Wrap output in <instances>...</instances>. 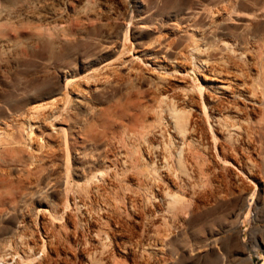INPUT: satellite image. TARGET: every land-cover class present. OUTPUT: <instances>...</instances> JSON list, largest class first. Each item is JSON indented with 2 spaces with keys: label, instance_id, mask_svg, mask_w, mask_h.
Wrapping results in <instances>:
<instances>
[{
  "label": "bare ground",
  "instance_id": "1",
  "mask_svg": "<svg viewBox=\"0 0 264 264\" xmlns=\"http://www.w3.org/2000/svg\"><path fill=\"white\" fill-rule=\"evenodd\" d=\"M126 2L127 4L129 2L131 4L129 6L134 8L137 13L138 24L141 28L148 29L151 21L148 19V15H150L152 5H148L144 0H0V66H9L12 61L31 54L35 43L46 53L38 73L46 76L51 71H63L62 68L56 66V60L62 52L67 50L65 43L78 38L85 28L84 26L93 24L95 19L107 24L114 16L112 15L113 11L117 10L116 13H118V10L124 9ZM212 22L211 20L210 23H207V27H210ZM124 39L127 40V38ZM158 40L150 42L149 50L141 51L145 58L144 62L142 61V66L140 65L141 67L138 69L135 68V71L130 69L126 73L128 79L136 78L147 81V88L138 91L134 96L132 95V90H135L134 85L125 87L123 93L127 95L126 106L133 111L132 121L137 125L126 130L124 134L128 139L135 137L139 141L146 158H155L154 164L157 163L155 171L169 181V186H161L150 173H141L136 175L138 190L128 189L120 177L125 175L130 182V179L133 178H131V171L135 168L137 159H133L124 151L119 154V160L115 161L119 170L105 174L102 169H108L109 172L114 166L107 156L109 152L106 155L94 148L89 151L86 147L77 148L80 147L78 143L88 144L91 147L102 141L101 139H115L117 127L116 119L105 117L106 110H97L96 105L93 104L96 94L103 91L110 83L106 72L115 61L113 59L115 47L102 45L91 54H77L74 61L64 69V84H62L59 74L55 81H44L23 90L20 99L26 104H22L18 113L25 119L26 127L29 129L26 135L31 145L33 144L31 140L34 137L37 140L41 139V137H33L34 131L39 128L44 131L49 130L51 135L60 134L62 136L65 133V142L74 153V174L82 180L71 194L70 201L68 198L65 201L67 204L69 202L74 211L80 213L83 218L81 222L84 221V223L74 221L71 214L68 215L69 212L66 217L67 225L58 227V224V229L55 230L48 228L47 224L50 221L48 223L46 222L48 220L45 221L46 215H42L44 218L41 219V222L36 221L39 227L34 225L35 221L32 220L36 231L39 230V234L45 240H42L41 244L36 241L31 245L32 241L29 243L23 234L17 233L15 238L17 242L21 243V249H19L21 251L15 255L17 256L15 258L13 256L15 253H11L13 249L7 248L3 257H8L4 261L3 257L2 260L0 259L4 264L5 262L7 264H31L29 259L42 258H44V262H47L46 264H57L58 260L66 261L65 258L69 252L74 254L72 240L82 242L84 246L80 254L82 264H111L113 256L110 246L112 243L118 246L121 255L131 259V264H159L160 259L166 255L167 248L162 236L178 229L185 215L189 213V208L197 206L196 201L189 202L188 198H186L188 204H181L177 198L182 196H178L177 192L184 191L194 197L202 196L198 187L202 184V177L206 171L200 162L191 161V166L188 165L191 160V150L195 145L198 147L197 139L203 134L201 115H206L209 131H212L211 126H214L225 140L231 141L230 138L232 140L234 138L236 142L237 138H242L252 132L248 123L250 114L257 115L258 112H261L264 115V101L261 99L260 88L252 78L257 75L258 71L251 63L254 58L251 57V54L248 55L247 48L236 49L237 42L235 43L234 38L222 41L223 49L226 51L222 57L217 53L210 52L208 44L195 45L187 49L185 56H172L168 53V45L165 42H160L161 39ZM247 56L249 67L242 64L243 58ZM117 70L114 72L118 73ZM189 70L201 74L207 90L196 89L187 84L186 80H179L176 77L178 74L175 76V73H185L186 75ZM252 71H255V74ZM123 76L119 75L117 79L124 80L126 76ZM177 80L179 83H183L185 93H178L176 88L174 89L175 86H178L177 84L174 86ZM70 94L75 96L74 105L70 110L63 111L62 103L69 100ZM27 105L29 106L27 107ZM112 110L111 117L115 118L117 114L115 111L118 109L113 107ZM64 113L71 117L69 129L72 134L70 136L66 134L67 129L62 126L59 128V124L57 125L58 116ZM160 117L168 120L169 128L163 129L157 126L152 129V126L145 123L148 118L157 120ZM169 139L173 140L176 147L175 161H171V156H168L169 148L166 146ZM243 139L245 140L244 137ZM118 141L115 140V142ZM42 142V144L47 143ZM39 143L41 144V142ZM56 144L57 147L58 144ZM108 144V141L104 144L106 149H110L107 147ZM28 148H30L29 151H33L32 147ZM60 148L59 145L58 150ZM43 149L40 148L42 151ZM58 150L53 152L50 150L51 153L48 149V154L51 153L48 157L55 159ZM18 151L12 150L13 153ZM42 151L41 153H43ZM30 154L32 157L35 155L33 152ZM0 160L6 163L5 159L0 158ZM11 161L21 162L16 158H12ZM29 168L31 167L29 166ZM2 171L5 172V170ZM10 182L17 185L19 190L24 187L25 181L13 180ZM143 188L148 189L154 195L156 202H160L158 209L149 211L147 203L142 205L140 191ZM60 202L63 204V201ZM130 211L133 214L139 211L142 213L140 216L142 215L144 219L137 221L138 228H132L128 222L127 217ZM60 212L55 211V213ZM105 215L115 224L118 228L117 231L110 229L106 233L103 226ZM56 222L52 224L54 225ZM157 222L159 225L156 224ZM82 224L89 226L88 229L86 228L91 234L89 243L83 241L85 236ZM103 234L106 239H102ZM212 241L215 242V240ZM47 247L49 252L44 255L43 252ZM9 248H12L11 245ZM65 264H68V261Z\"/></svg>",
  "mask_w": 264,
  "mask_h": 264
},
{
  "label": "rangeland",
  "instance_id": "2",
  "mask_svg": "<svg viewBox=\"0 0 264 264\" xmlns=\"http://www.w3.org/2000/svg\"><path fill=\"white\" fill-rule=\"evenodd\" d=\"M144 1L148 5H152V10L148 15V19L151 20L148 29L141 28L138 24L137 13L134 8L130 7L131 4L126 2L125 10H118V13H116L117 10H114L112 14L114 16L107 24L95 19L93 24L84 26L85 28L78 38H74L72 42H64L67 45V50L62 52L56 60V66L63 70L61 72L51 71L46 76L38 73L46 53L35 43L31 54L12 61L9 66H0V158L6 160V163L0 160L1 260L7 252V248L13 249L12 252L10 251L15 253L13 256L20 253L21 243L19 241L18 243L15 238L17 233L23 234L29 243L32 241L31 245L36 241L41 244L42 240H45L39 234V230L36 231V226H33L34 221V225L38 226V222H41L45 215V221L48 220L47 223L50 221L47 226L52 230L67 225L68 212V215L71 214L72 219L78 223L83 219L80 213L74 211L69 202L67 204L65 201L67 198L70 201L71 194L76 190L77 185L82 182L74 174V153L65 142V133L62 136L60 134L51 135L49 130L44 131L39 128L34 131L35 135L33 137H41V139H38V141L35 137L31 138L33 143L31 145L26 135L29 129L26 127L25 119L18 113L22 104H26L20 99L21 92L44 81H55L58 79L59 74L60 79L62 78V84H64V69L74 61L77 54H91L102 45L115 47L113 55L115 64L113 63L106 72L110 78V83L103 91L96 94L93 104L96 105L97 110H106L105 117L117 120L116 138L101 139L102 141L91 147L88 144L78 143L80 147L77 148L86 147L88 151L94 148L98 149L99 152L106 153V155L109 152L107 156L114 166L109 172L108 169H102L105 174L119 170L115 164L119 160V154L124 153V151L133 159H137L138 162L131 171V178L134 179L132 178L128 182V177L125 175L120 177L126 188L134 189V191L138 190L136 188V178L141 173L152 174L161 186L166 187L170 184L166 178L155 171L157 167V163L154 164L155 158H146L139 141L135 137L128 139L124 134L126 130L137 125L132 121L133 111L126 106L127 95L123 93L125 87L131 84L134 85L135 90H132L134 96L138 91L147 88V81L136 78L128 79L126 73L130 69L135 71V68L138 69L142 66L145 58H143L144 54L141 51L149 50L148 45L150 42H157L158 39H161L160 42H165L168 45V53L178 57L185 56V51L195 45L208 44L210 52L217 53L218 56L222 57L226 54L222 41L233 40L234 38L235 43H238H236L235 48H247L248 55L251 54V57L255 59H252L251 63L258 71L256 77L252 78L260 88L261 99L264 101V0ZM211 20L213 21L212 25L207 27V23H210ZM124 38H127V40ZM249 46H252L253 49ZM243 59L242 64L249 67L248 56ZM135 65L136 67H134ZM123 67L126 68L123 69ZM116 70L118 73L114 72ZM252 72L255 74V71ZM176 74L178 75L176 76ZM119 75L126 77L124 80L119 81L117 79ZM175 76L179 80H186L187 84L196 89L207 90L203 77L196 71L189 70L186 75L185 73H175ZM179 80L175 82L174 86L176 84L178 86H175L174 89L176 88L178 93H185L184 85L179 83ZM68 98V101L62 103L63 111L70 110L74 105L75 96L70 94ZM113 107L118 109V111H115L117 113L115 118L111 117ZM205 117V114L201 115V127L203 134H205L197 139L196 144H198V147L195 145L196 148L195 146L192 148L191 160L188 163L191 166L190 163L192 162H200L206 171L202 177V184L198 187L202 196L194 197L184 191L177 192L178 196L183 197H181L182 200L180 197L177 198L181 201V204H188L191 200H194L197 206L189 208V213L185 215L178 229L162 236L167 248L166 255L163 259H160L159 264H264V115L261 112H258L257 115L250 114L248 123L252 132L243 136L245 140L243 137L237 138V142L234 138V142H231L233 141L231 138V141L225 140L214 126H211L212 131H209L208 120ZM70 120V115L65 113L58 116L57 125L59 124V128L62 126L67 129L66 134L68 136L72 134L69 129ZM145 123L152 126V129L157 126L165 129L170 126L168 120L164 117L157 120L148 118ZM115 140L119 141L115 142ZM42 141L47 143L42 144ZM107 141L109 142L107 147L110 149L105 148L104 144ZM113 143L118 144V146ZM199 143H201V146ZM59 145L60 150H58ZM28 147H32L33 151H29L30 148ZM34 147L36 148L34 149ZM45 147L47 152H45ZM167 147L170 151L169 153L166 149L168 156H171V161H175L176 147L172 139L168 140ZM40 148H44L43 151ZM186 148L188 149L189 146L187 145ZM48 149L52 152L58 150L55 159L48 157L52 153L50 151L51 153L48 154ZM12 150L19 151L13 153ZM31 152L35 154H33L34 157L30 154ZM111 156L113 157L111 158ZM12 158L19 159L21 162H12ZM33 166L34 168H32ZM2 170H5V172ZM13 180L25 181L23 183L24 187L18 190V186L10 182ZM14 196L16 198H13ZM140 197L143 201L142 205L144 206L147 203L149 211L159 208L160 202H156L154 195L148 189H141ZM186 198L189 199V202ZM60 201H63V204ZM55 211L61 212L55 213ZM140 214H142L140 211L136 214L129 212L127 217L129 220H127L132 228H138L137 221L144 219ZM53 222H56V224L53 225ZM82 222L84 223V221ZM156 224L159 225V222ZM82 226L84 227L85 236L83 241L89 243L91 238V234L87 230L89 226L86 224H82ZM103 226L106 233L110 229L113 231L118 230L107 215L104 217ZM101 237L106 239L105 234ZM212 240H215V242ZM71 244L74 254L69 252L67 258H65L66 261H68V264H82L80 255L84 247L82 242L72 240ZM9 245L12 248H9ZM110 247L113 256L111 264H131V259L121 255L116 244L112 243ZM47 252H49L48 247L45 248L43 254L46 253L47 255ZM7 257H3V261ZM3 261L0 263L4 264ZM15 261L17 260L15 259ZM58 261L57 264L66 263V261ZM29 262L31 264L47 263L44 262V258L29 259ZM5 264L7 263L5 262Z\"/></svg>",
  "mask_w": 264,
  "mask_h": 264
}]
</instances>
